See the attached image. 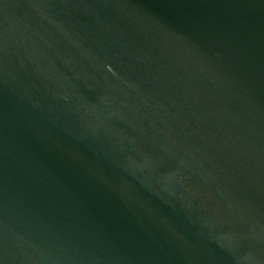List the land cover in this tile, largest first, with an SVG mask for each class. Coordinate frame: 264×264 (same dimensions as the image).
Wrapping results in <instances>:
<instances>
[{
	"label": "water",
	"instance_id": "obj_1",
	"mask_svg": "<svg viewBox=\"0 0 264 264\" xmlns=\"http://www.w3.org/2000/svg\"><path fill=\"white\" fill-rule=\"evenodd\" d=\"M0 264H264V0H0Z\"/></svg>",
	"mask_w": 264,
	"mask_h": 264
}]
</instances>
